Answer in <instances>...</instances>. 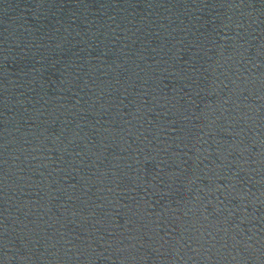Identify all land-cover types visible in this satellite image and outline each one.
<instances>
[{"label": "water", "instance_id": "water-1", "mask_svg": "<svg viewBox=\"0 0 264 264\" xmlns=\"http://www.w3.org/2000/svg\"><path fill=\"white\" fill-rule=\"evenodd\" d=\"M0 264H264V0H0Z\"/></svg>", "mask_w": 264, "mask_h": 264}]
</instances>
